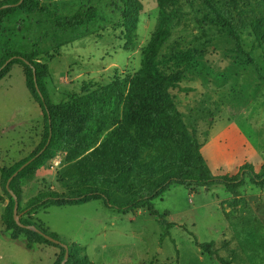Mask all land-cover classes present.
<instances>
[{
    "label": "rangeland",
    "instance_id": "obj_1",
    "mask_svg": "<svg viewBox=\"0 0 264 264\" xmlns=\"http://www.w3.org/2000/svg\"><path fill=\"white\" fill-rule=\"evenodd\" d=\"M2 1V0H0ZM45 11L17 15L8 26L20 31V50L40 48L39 63L53 104L114 81L133 78L142 53L154 33L159 15L156 0L143 4L136 40L126 47L119 0H39ZM252 12L261 13L258 0ZM97 15L82 28H61L60 19L78 12ZM172 36L160 54L167 74L182 73L176 106L203 146L202 155L214 177L236 176L250 165L256 174L264 166V53L248 28L240 27L244 49L258 69L246 65L235 52L230 34L209 12L204 0H179ZM250 17V16H248ZM185 61L176 64L177 57ZM45 120L27 89L24 70L13 66L0 81V168L8 169L30 157L41 145ZM67 149L21 182V218L27 202L49 190L62 192L57 174L70 163ZM239 196L223 186L198 188L173 185L154 201L156 210L173 224L170 237L147 210L120 214L101 202L77 207L41 209L30 218L65 243L85 249L90 264H219L196 244L216 242L232 264H264V187L243 175ZM8 199L1 188L0 264H57L61 250L50 246L27 248L24 237L11 240L2 223ZM64 262V261H63ZM66 264V263H65Z\"/></svg>",
    "mask_w": 264,
    "mask_h": 264
},
{
    "label": "trees",
    "instance_id": "obj_2",
    "mask_svg": "<svg viewBox=\"0 0 264 264\" xmlns=\"http://www.w3.org/2000/svg\"><path fill=\"white\" fill-rule=\"evenodd\" d=\"M156 1L157 26L142 53L141 68L135 76L95 90L85 85L81 94L58 104L52 103L46 88L48 68L38 61L44 52L38 48L30 54L23 53L19 48L20 31L17 26L7 25L10 17L18 13L28 16L44 12V6L39 0L0 1V81L13 66H21L27 89L39 104L45 120L39 148L11 168H0L1 188L8 199L1 219L11 240L24 237L29 250L45 245L60 249L57 264L65 260L66 250L17 225L15 201L7 189L14 174L28 164L9 185L20 207L22 180L52 160L57 150L67 149L66 161L70 163L57 174V183L63 191L49 190L31 198L26 205L27 217L21 218V222L67 245L69 259L66 264H90V260L81 245L65 243L57 234L31 220L30 217L41 209L102 201L107 208L120 214L136 215L147 210L163 228L164 239L170 237L173 224L156 210L154 201L163 197L173 185L187 186L193 192L198 188L223 186L228 194L238 197L242 176L251 175L256 186L264 187V166L259 174L252 166L245 165L233 177L212 175L202 155L203 146L176 106L173 91L181 89L182 73L175 70L167 74L166 65L160 62V54L172 36L174 11L179 0ZM204 1L215 20L229 32L235 52L246 65L258 69L252 54L244 49L240 27L249 20L251 36L264 53V0H258L263 6L261 13L250 10V0ZM119 3L125 46L130 47L136 40L143 4L139 0H119ZM96 17L94 11L78 12L60 19V27L79 29ZM175 61L180 65L185 58L180 56ZM18 213L20 216L23 213L20 208ZM196 245L219 264H232V260L221 255L216 242Z\"/></svg>",
    "mask_w": 264,
    "mask_h": 264
},
{
    "label": "water",
    "instance_id": "obj_3",
    "mask_svg": "<svg viewBox=\"0 0 264 264\" xmlns=\"http://www.w3.org/2000/svg\"><path fill=\"white\" fill-rule=\"evenodd\" d=\"M13 59H11L10 61L7 62V64L2 68L4 69ZM35 73V71H34ZM34 78H35V81H36V75H34ZM36 88H37V91L39 92L40 96H41V93L38 89V86L36 85ZM28 165V164H27ZM23 166L19 172L15 173L14 176L9 180L8 184H7V189L8 191L10 192L11 196L13 197L14 201H15V209H14V220L15 222L17 223V225L20 227V228H23V229H26V230H29V231H32V232H36L42 236H44L49 242L55 244V245H59L61 246L62 248H64L66 250V255H65V260L62 264H65L67 263L68 259H69V247L65 244H63L62 242L58 241V240H55L45 234H43L40 230H38L35 226H26L24 225L22 222H21V216L19 215L18 211H19V201H18V198L17 196L12 192L10 191L9 189V185L10 183L12 182V180L14 178H16L18 176V174L27 166Z\"/></svg>",
    "mask_w": 264,
    "mask_h": 264
}]
</instances>
